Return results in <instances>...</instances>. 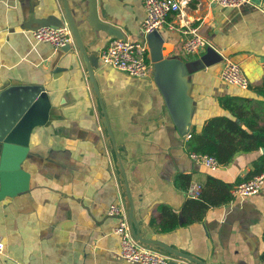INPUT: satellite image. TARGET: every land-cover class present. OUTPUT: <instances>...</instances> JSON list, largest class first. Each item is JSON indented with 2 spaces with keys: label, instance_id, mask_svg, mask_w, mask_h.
Wrapping results in <instances>:
<instances>
[{
  "label": "crops",
  "instance_id": "obj_1",
  "mask_svg": "<svg viewBox=\"0 0 264 264\" xmlns=\"http://www.w3.org/2000/svg\"><path fill=\"white\" fill-rule=\"evenodd\" d=\"M67 1L89 53L98 54L114 34L140 40L151 76L133 77L100 63L94 70L100 104L73 41L66 52L31 34L53 14L69 29L61 0H0V90L42 84L51 102L28 146L0 142V264H136L120 257L117 219L106 212L120 200L128 211L120 167L143 235L193 260L138 241L141 246L174 258L172 264H264V184L256 194L231 195L208 207L201 219L186 194L192 182L212 194L208 176L236 184L262 152H237L212 170L190 158L186 133L226 114L219 96L251 94L222 81L225 57L240 64L249 85L263 79L264 4L182 0L178 13L144 36L142 0H80V10ZM186 25L198 27L207 41L193 55L182 50ZM157 64L162 77H174L169 94L182 111L179 122L155 81ZM56 68L61 71L54 75Z\"/></svg>",
  "mask_w": 264,
  "mask_h": 264
},
{
  "label": "built area",
  "instance_id": "obj_2",
  "mask_svg": "<svg viewBox=\"0 0 264 264\" xmlns=\"http://www.w3.org/2000/svg\"><path fill=\"white\" fill-rule=\"evenodd\" d=\"M145 11L141 23V33L147 36L152 31L162 27L167 22V17L180 11L182 0H142ZM220 6L236 7L248 0H212ZM174 28L173 25H168ZM187 39L182 44V50L187 55L200 52L207 46V41L200 33L198 27L186 25ZM32 36L36 41L48 42L55 48H59L72 42V34L66 27H50L41 25L32 30ZM99 62L126 72L133 77H149L150 65L147 61V47L140 40L112 38L98 53ZM220 78L229 85L241 89H248L249 80L242 71L240 64L228 57L223 59L220 70ZM187 137L191 134L187 133ZM190 158L194 163L203 165L209 169H216L220 163L213 155L190 151ZM264 184V172L249 179L237 182L230 190L232 196H248L260 191ZM203 186L199 182H192L186 189L190 199H198L201 196ZM107 214L117 219L114 232L119 237V255L122 259L136 264H172L174 258L141 246L134 239L130 231L124 203L116 201L108 205ZM264 212V211H263ZM264 225V221H263ZM4 244L0 241V251Z\"/></svg>",
  "mask_w": 264,
  "mask_h": 264
},
{
  "label": "water",
  "instance_id": "obj_3",
  "mask_svg": "<svg viewBox=\"0 0 264 264\" xmlns=\"http://www.w3.org/2000/svg\"><path fill=\"white\" fill-rule=\"evenodd\" d=\"M259 4L263 5L264 0H256ZM75 5L81 9L80 0H75ZM61 7L64 12V18L66 20V24L68 25L70 32L73 37V45L77 49L81 59L85 62L86 74L89 79V85L93 89V92L99 98V102L101 104V100L99 97L98 87L96 85L94 79V70L100 67V62L98 58V54L89 53L87 48L84 46L78 30L76 28V24L74 22L72 13L70 11L68 1L61 0ZM42 24L54 28L62 27L63 23L60 17L56 15H50L43 19ZM115 38L123 39V36H118L116 34ZM62 50H66V52L70 51L71 45L70 42L60 47ZM71 59V56H70ZM155 81L161 87L165 98H167V105L172 114V117L175 121L179 122L182 117V111L180 110V114L176 111L177 105L173 101V96L169 93L172 90L174 85V77L168 76L162 77L161 74V65L157 64L155 66ZM61 68H56L54 70V75L60 74ZM172 86V87H171ZM168 98H171V102ZM51 108V102L49 99V95L45 90L44 85L42 84H11L0 90V142L16 144L20 146H28L30 135L33 128L43 125L46 123L49 111ZM104 113V112H103ZM104 125L106 127L107 133L111 139V142L115 146L114 137L112 134V130L110 127V123L104 113ZM189 133V132H188ZM187 134V133H186ZM262 152H264V147L261 148ZM122 179H123V187L126 194V207H127V218L129 221L130 229L132 235L135 240L139 241L142 244L149 245L153 247V245H157L158 247L172 253L175 256H182L193 260L192 257L186 253L181 251H177L176 249L163 245L157 240L151 239L148 235H143L142 228L138 225L133 216V202L130 194V189L128 186V182L126 179V175L124 169L120 167ZM199 264H207L202 261H198Z\"/></svg>",
  "mask_w": 264,
  "mask_h": 264
},
{
  "label": "trees",
  "instance_id": "obj_4",
  "mask_svg": "<svg viewBox=\"0 0 264 264\" xmlns=\"http://www.w3.org/2000/svg\"><path fill=\"white\" fill-rule=\"evenodd\" d=\"M251 94H225L218 102L226 114L207 118L199 131H192L188 140L189 151L213 155L220 164L229 163L237 152L260 150L264 147V77L259 84L249 85ZM253 168L236 183L264 172V152L252 163ZM213 181L212 194L202 190L197 203L195 219H201L205 210L214 205L226 203L231 199L232 183L207 177ZM176 225L173 224L172 226Z\"/></svg>",
  "mask_w": 264,
  "mask_h": 264
}]
</instances>
